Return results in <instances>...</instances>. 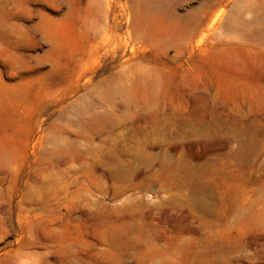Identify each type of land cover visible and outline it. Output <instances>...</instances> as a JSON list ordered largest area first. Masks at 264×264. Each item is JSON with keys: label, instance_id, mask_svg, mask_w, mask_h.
Segmentation results:
<instances>
[{"label": "rangeland", "instance_id": "374dc122", "mask_svg": "<svg viewBox=\"0 0 264 264\" xmlns=\"http://www.w3.org/2000/svg\"><path fill=\"white\" fill-rule=\"evenodd\" d=\"M0 264H264V0H0Z\"/></svg>", "mask_w": 264, "mask_h": 264}]
</instances>
